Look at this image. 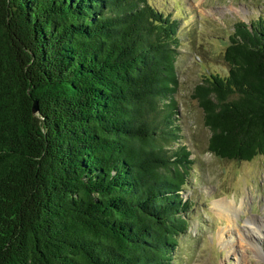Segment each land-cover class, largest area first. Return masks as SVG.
Wrapping results in <instances>:
<instances>
[{
	"label": "trees",
	"instance_id": "trees-1",
	"mask_svg": "<svg viewBox=\"0 0 264 264\" xmlns=\"http://www.w3.org/2000/svg\"><path fill=\"white\" fill-rule=\"evenodd\" d=\"M177 19L148 0H0V264H170L192 160ZM192 92L222 159L264 155V15ZM37 110L32 112L33 102Z\"/></svg>",
	"mask_w": 264,
	"mask_h": 264
},
{
	"label": "rangeland",
	"instance_id": "rangeland-1",
	"mask_svg": "<svg viewBox=\"0 0 264 264\" xmlns=\"http://www.w3.org/2000/svg\"><path fill=\"white\" fill-rule=\"evenodd\" d=\"M164 15L177 19L173 95L178 139L191 167L179 191L188 207L181 211L187 227L177 237L170 264H264V155L249 161L222 159L208 150L209 129L192 97L194 86L210 72L226 74L222 53L235 22L250 24L264 15V0H148ZM234 203L236 210L220 215L217 203ZM238 229H230V220ZM254 221L261 237L242 231L243 220ZM233 223V222H232ZM227 226V227H226ZM226 227L229 231L221 230ZM253 237H256V242ZM229 240V244L225 241Z\"/></svg>",
	"mask_w": 264,
	"mask_h": 264
},
{
	"label": "bare ground",
	"instance_id": "bare-ground-1",
	"mask_svg": "<svg viewBox=\"0 0 264 264\" xmlns=\"http://www.w3.org/2000/svg\"><path fill=\"white\" fill-rule=\"evenodd\" d=\"M213 205L214 206H217V210H218L219 214L220 215H223V216H226L225 214H226L228 208H229V210H233V211L237 209V207H236V205L234 203V200H232L231 202L222 201V202H219V203H217L216 201H213ZM233 220L234 219L230 220V222H231L230 229H238V227H237L238 223L236 221H233ZM262 223H264V222H262ZM257 225L258 224H255L254 221H251L249 219H245V220H243L242 231L245 232V233H247V235L249 237H251V238H252L253 233L254 234H258V238H260L261 236L259 234H261L262 231H261V229H259V227ZM226 227H224L221 230V233L223 231H227V232L229 231V229L226 228ZM255 238L256 237H253L254 241L256 242V239ZM225 243L226 244H229V240L227 239L225 241Z\"/></svg>",
	"mask_w": 264,
	"mask_h": 264
},
{
	"label": "water",
	"instance_id": "water-1",
	"mask_svg": "<svg viewBox=\"0 0 264 264\" xmlns=\"http://www.w3.org/2000/svg\"><path fill=\"white\" fill-rule=\"evenodd\" d=\"M37 110V103L36 101L33 102V105H32V112L35 113Z\"/></svg>",
	"mask_w": 264,
	"mask_h": 264
}]
</instances>
